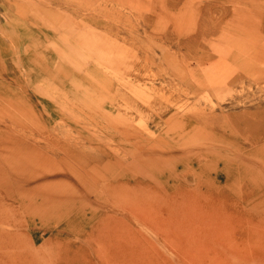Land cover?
Instances as JSON below:
<instances>
[{
  "label": "rangeland",
  "instance_id": "374dc122",
  "mask_svg": "<svg viewBox=\"0 0 264 264\" xmlns=\"http://www.w3.org/2000/svg\"><path fill=\"white\" fill-rule=\"evenodd\" d=\"M261 125L264 0H0V256L264 264ZM16 177L56 201L25 212Z\"/></svg>",
  "mask_w": 264,
  "mask_h": 264
},
{
  "label": "bare ground",
  "instance_id": "6f19581e",
  "mask_svg": "<svg viewBox=\"0 0 264 264\" xmlns=\"http://www.w3.org/2000/svg\"><path fill=\"white\" fill-rule=\"evenodd\" d=\"M253 131V128L251 129ZM196 133V132H195ZM254 136H260V134L262 136H264V127L263 125H261L259 127V129H256L255 131H253L252 133ZM208 146H206L207 148ZM211 147V146H210ZM225 148L226 146L224 145V150L225 151ZM227 154L230 156V153L228 150H226ZM15 154L13 153L12 156H14ZM227 155V156H228ZM236 159H239L238 157H235ZM204 159V164H202V166L204 167V170L206 171H203L202 168L201 170L203 172H205L206 176H210L211 175L213 176H219L223 173L226 174V177H225V187L227 189L230 188V186H240V188H244L246 187L247 184H249L250 186H247V188H252L253 185L252 183H254L253 181H255L256 177L258 178H261L260 176V170H257V171H253V172H250L248 171L246 168V165H243V167L241 166L240 168L238 166H236V172L235 174H233L232 176L228 175V174H232V173H229L227 171H223L221 168H219V166L214 163H212V161H210V159H212V157H210L209 155H207V157L203 158ZM241 160H243V158L240 159V162ZM222 162H224L225 164L228 163V165L230 166L232 163H234V161H232V159L229 160H224L222 159L221 160ZM8 163H10L11 165V168L13 171L16 170L15 168V165L17 163H20L19 159H17L16 157H13L11 158L9 161H7ZM2 169L0 168V174L2 173ZM262 174L264 175V172L263 170H261ZM209 177V178H210ZM15 181H16V184L17 186L19 187V192L15 195L14 192L12 191L11 193H9V195L12 196L11 199H21L22 202H20V205H21V208L25 211V212H28L31 214L33 213L32 211H47L48 210V204H54V202L56 201L55 199V196L56 195H53V196H50L48 193H47V190L48 189V186H45V187H40V186H33L31 184V181L32 179L28 178V177H16L15 178ZM0 184H2L1 180H0ZM229 187V188H228ZM58 189V196H62V199H63V204L61 205H58L60 208L62 206H64V202H67L68 204V208L67 210H73V207L74 206V196H73V199H72V196L68 194L67 192V189L66 191H64V188H57ZM1 190V188H0ZM124 190V189H123ZM247 190H250V189H247ZM200 193V192H199ZM198 193V194H199ZM7 195V194H6ZM37 195H41L42 196V202H39V203H33L34 202V198H37L36 196ZM136 196H134L135 198ZM148 195H144V196H140V199L144 200V201H147L148 199ZM193 197V196H192ZM209 198H211L210 196H208ZM190 198V197H188ZM194 200H196L197 202H199V200L201 199H204V196L202 195H196L193 197ZM73 203V205L71 204ZM38 204V205H37ZM56 204V203H55ZM13 205V204H11ZM16 206H10V208L12 209L13 212L16 211L15 209ZM59 212H61L59 209H54V212L53 211H50L48 213L51 214V216H53L54 214H58ZM47 213V214H48ZM7 219H3V221L9 225V222L6 221ZM5 234L9 235L8 233H4L1 229H0V237H3L5 236ZM14 245V242L13 241H9L7 243H3L0 245V250H6L7 248H11L12 246ZM101 245L102 247H104L105 249L107 248H110V247H118L115 243H108L106 241H102L101 242ZM108 245V246H107ZM94 246V245H93ZM93 246L91 244H88V248L89 250H92L93 249ZM94 256H98L99 257V253L98 252H95V251H92V257ZM38 258V254L35 252V251H27V252H17V253H14L11 255V256H3L1 255L0 256V264H36V259Z\"/></svg>",
  "mask_w": 264,
  "mask_h": 264
}]
</instances>
